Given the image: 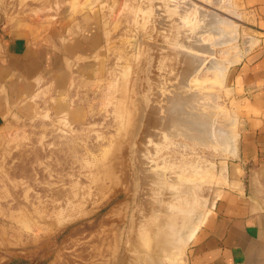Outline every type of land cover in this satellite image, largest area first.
<instances>
[{
	"label": "rangeland",
	"instance_id": "1",
	"mask_svg": "<svg viewBox=\"0 0 264 264\" xmlns=\"http://www.w3.org/2000/svg\"><path fill=\"white\" fill-rule=\"evenodd\" d=\"M22 1L16 7L24 17L59 20L68 12L94 16L101 45L86 58L68 62L64 108L39 106L36 112L13 117L0 133V264H116V234L129 228L142 205L156 208L163 200L168 205L173 187L178 197L170 205L177 207L178 229H189L198 216L205 224L235 145L233 149L192 140L176 123L171 134L162 121H167L178 97L191 96L194 108L198 106L195 111L208 112L209 107L231 123L236 143L241 106L229 74L252 42L243 0ZM34 5L43 11L37 12ZM211 13L224 19L222 28L234 31L235 41L213 43L218 37L203 30ZM196 37L213 53L195 48ZM190 53L224 61L222 77L206 69V61L188 84H182ZM85 63L90 66L87 72L80 70ZM148 160L154 162L155 173L165 171V186L148 180ZM99 173L108 188L87 196L78 211L69 210L67 204L101 179ZM111 173L118 183L103 175ZM172 175L181 178L176 186L168 180ZM116 208L119 212L113 214ZM191 208L192 216L186 213ZM193 239L184 247L180 264H188ZM131 255L138 252H127L125 264L135 261Z\"/></svg>",
	"mask_w": 264,
	"mask_h": 264
},
{
	"label": "crops",
	"instance_id": "2",
	"mask_svg": "<svg viewBox=\"0 0 264 264\" xmlns=\"http://www.w3.org/2000/svg\"><path fill=\"white\" fill-rule=\"evenodd\" d=\"M19 1L0 0V133L39 106L64 108L68 62L101 45L94 16L24 17ZM243 2L252 42L229 74L241 106L234 155L225 161L213 212L194 236L188 264H264V0Z\"/></svg>",
	"mask_w": 264,
	"mask_h": 264
},
{
	"label": "bare ground",
	"instance_id": "3",
	"mask_svg": "<svg viewBox=\"0 0 264 264\" xmlns=\"http://www.w3.org/2000/svg\"><path fill=\"white\" fill-rule=\"evenodd\" d=\"M223 23H224V19H222V17H220L218 14L211 13L209 15V18L206 22L204 29H203L204 32H210V33L214 34L216 37H218V39L217 40L215 39V42H213L215 45L230 44L237 39V35L234 33L232 34V32H234V31L227 32V30L223 29L225 27V26L221 25ZM217 35H219V36H217ZM193 38H195V37H193ZM192 41H195L194 46L198 50H202L203 52H209L210 54L213 53L214 50L209 49L206 44H202L198 38L194 39ZM173 42H175V41H173ZM186 42H187V40H186ZM185 45H186V43H185ZM188 45H190V44L188 43ZM176 46H177V44H176ZM191 50H192V47H191ZM197 54H199V53H197ZM201 54H204V53H201ZM181 59L183 60V58H181ZM182 60H180V62ZM184 60H186V59H184ZM206 61L207 60H205L203 57L190 53L187 56V61H185L186 63L188 62V67L182 75V84H184V85L188 84L189 79L194 76L195 72L197 70H199V68L202 66V64L205 63ZM206 69L213 70V71L216 70L217 72L219 71L220 72L219 75L220 74L223 75L222 72L224 73L223 70H225L224 69V61H220V60L216 59L215 57H211V59L208 60L206 63ZM180 70H181V68H180ZM186 97H188L189 99L186 100L187 99ZM186 97H185L186 99L183 98L182 100H177L179 97L176 99V101L174 102V104L171 108V111L169 113V118L167 119V121H165V123H163V121H162V126L164 127V130H166V129L171 130V134H172L171 127H174V124L176 123L178 125V127H180V126L184 127L183 132L185 133V135L188 136V138H190L192 140H195V139L197 141L199 140L203 144L204 143H208V144L213 143V145H215L214 143H218V144L222 145L223 147H226V146L231 147L232 146V148L234 149L233 145H235V144H232L234 139H233V137H231L232 135L230 134V129H231L230 124L231 123L229 124L228 121H226V123H225L221 114H218V115L214 114L213 112L209 111V109H210L209 107H208V112L206 111V108L204 109L206 112L205 111L203 112V110H199L200 112L202 111L201 113L195 111L196 110L195 108L197 107V109H198V106L195 105L196 107L194 108V104H192L190 102L191 96H186ZM183 100H185V101H183ZM159 123H160V121H159ZM232 128H234V127H232ZM178 131H179V128H178ZM125 163H127V162L125 161ZM154 165L155 164L152 160H148L146 162L145 169L147 170V175H148L147 178H148V180H151V182H153V181H155L157 183L161 182V184H162L161 186H163V183L165 181H167V180H165V174L166 173L164 174V172H165L164 170H163L164 172H162V173L161 172L155 173L153 171ZM119 166H120L119 161H116L115 162V169H117ZM122 166H121V168H123ZM124 167H127L126 164ZM103 168L105 169V171L103 173H106L108 170V166L105 165V167H103ZM123 169H125V168H123ZM116 171H115V173L116 174L118 173L120 175V172H118V171L116 172ZM123 173H124V170H123ZM116 174H114V176ZM103 175L105 178L107 177L111 180L113 178L112 173H111V175L110 174H108V175L103 174ZM94 176L96 177L97 175H94ZM99 176H101L100 177L101 179H99L97 181H95L93 179L92 181H95V182L92 185V187L89 188L88 191H86V192L84 191L80 194H76L73 201H70V202L68 201L69 203L67 204V206L70 208L69 210L77 209V211H78L81 207H83V205L85 203V199L87 196H91L94 193V191L95 192H104L108 188V186H106V184H105L106 181L103 180V178H102V174L99 173ZM117 177H120V176H117ZM168 177H169L168 180L171 181L173 186L174 185L176 186V183H178V182L180 183V181H181L180 180L181 178L177 180V177H175V175L174 176L173 175L168 176ZM183 179H184V177H183ZM117 180L119 182L120 179H117ZM113 181H115V179ZM115 182H117V181H115ZM10 183H12V182H10ZM159 184H156V185L160 186ZM165 184L166 183H164V186H165ZM115 185H117V184H115ZM168 185H169V183H168ZM15 186H17V184ZM158 186H156V187L159 189L161 186L160 187H158ZM169 186H168V190H167V185H166L165 190L169 191V189L172 188L171 186L169 188ZM118 187H120V186H118ZM178 187H179V185H178ZM178 187H177V189H178ZM14 189H15V187H14ZM120 189L118 188V190H117L118 193L120 192L119 191ZM173 189H174V187L172 188V191H169L170 193L173 192L171 197L167 194V196H169L168 198H171V200L168 201L170 203L172 201L176 200L178 197L176 195V194H178V192H176L177 190L173 191ZM113 191L114 190L112 189L111 192H113ZM117 191H115V192H117ZM160 191L162 192L163 189ZM178 191H179V189H178ZM188 191L191 192L189 189H187L186 192H188ZM160 194L162 195L163 193H160ZM102 196H104V195H102ZM165 196H166V193L164 194V198H165ZM94 197H95V195H94ZM164 198H162V199H164ZM168 198H167V200H168ZM163 202H164V200L162 201V203L160 202L161 203V204H159L160 207H158L156 205L158 208L157 207L152 208V206L151 207L149 206L150 207V208L148 207L149 209H147V208L145 209L144 206L142 205V208H140V213L135 217V221H132V224L129 226V228L123 229L121 234H118V233L116 234L117 244L114 241L115 247L113 245V247L115 248L114 254L116 252H118V257L116 256L118 258V262L116 264H125L126 263L125 262L126 261V254L129 251L134 252V253L138 252L137 256L134 255V257H133L132 256L133 254L131 255L132 258L135 260V261L132 260L133 264H180V258L182 257L181 255L183 253L182 251H183L184 247L196 235V233L199 229V225L202 224V222H203L202 221L203 217L198 216V218L195 220V222L193 224H191V226L187 230H185L184 227L182 229H178L177 216H174V215H176V212L178 211L176 209L177 207H175L173 205L171 206L170 203L168 205L167 204L164 205L165 203L163 204ZM139 205H140V203H139ZM149 205H152V204L150 203ZM172 207H174V208H172ZM122 208H124V207H122ZM175 209H176V211H175ZM117 212H119L118 208L114 209L113 214H115ZM193 212H195V211L193 208H191L186 213H190V216H192ZM191 219H192V217H191ZM125 231H126V234L124 233ZM113 236H114V234H113ZM108 251H109V249H108ZM98 252H100V251H98ZM100 257L103 258L104 256L101 255ZM91 260H93V259H91ZM99 262H101V261H99ZM100 264H106V263L102 262Z\"/></svg>",
	"mask_w": 264,
	"mask_h": 264
}]
</instances>
